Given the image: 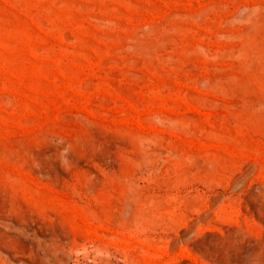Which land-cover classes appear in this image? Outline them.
<instances>
[{"label":"rangeland","instance_id":"374dc122","mask_svg":"<svg viewBox=\"0 0 264 264\" xmlns=\"http://www.w3.org/2000/svg\"><path fill=\"white\" fill-rule=\"evenodd\" d=\"M0 264H264V0H0Z\"/></svg>","mask_w":264,"mask_h":264}]
</instances>
